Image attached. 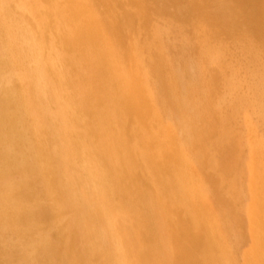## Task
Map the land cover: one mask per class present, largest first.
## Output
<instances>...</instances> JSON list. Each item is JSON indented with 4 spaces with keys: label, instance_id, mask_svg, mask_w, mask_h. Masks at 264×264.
Segmentation results:
<instances>
[{
    "label": "bare ground",
    "instance_id": "bare-ground-1",
    "mask_svg": "<svg viewBox=\"0 0 264 264\" xmlns=\"http://www.w3.org/2000/svg\"><path fill=\"white\" fill-rule=\"evenodd\" d=\"M42 1L36 8L27 0H0V264H133L129 255L134 253L143 257L137 264H219L224 257L220 218L209 207L206 192L202 195L191 167L176 158L181 154L178 142L167 137L153 114L155 91L139 73L143 60L138 51H144L159 84L156 95L171 85L169 58L158 52L163 49L162 32L152 27L150 32L142 15L147 10L155 17L164 10L154 2L147 8L98 0L103 6L116 5L104 9L109 17L101 20L90 10L99 2L75 0L77 12L87 11L86 23L68 9L72 0ZM156 1L172 5V17L186 23L207 54L211 38L223 36L236 48L251 35L260 37L256 46L264 53V25L245 14L247 9L263 21L264 0ZM125 28L133 31L132 37ZM131 40L133 49L127 52ZM166 41L170 52L179 55L170 61L191 57L183 73L188 87L205 79L206 72H199L206 66L201 54L184 55V46ZM216 67L206 76L211 82L222 77ZM178 70L174 73H181ZM256 82L248 86H260L264 94V84ZM243 88L239 83L230 93L250 103L251 97L257 98L255 90ZM191 90L193 100L186 109L177 107L180 99L171 92L159 97L161 112L175 128L187 131L189 152L211 181L245 173L247 167L239 165L242 133H220L209 114L208 99L215 89L208 87L203 94L198 87ZM254 106L264 121L263 104L256 101ZM216 187L211 188L213 199L224 206L238 233L240 215L233 207L237 198L219 195ZM251 197L254 207L260 205L249 214L257 235L255 248L264 251V202L259 201L262 195ZM172 205L189 212L177 208L174 213ZM170 244L182 250L173 259ZM234 246L236 251L244 247ZM243 259L244 264H264L254 256Z\"/></svg>",
    "mask_w": 264,
    "mask_h": 264
},
{
    "label": "rangeland",
    "instance_id": "rangeland-1",
    "mask_svg": "<svg viewBox=\"0 0 264 264\" xmlns=\"http://www.w3.org/2000/svg\"><path fill=\"white\" fill-rule=\"evenodd\" d=\"M60 1H62V0H60ZM72 1H73V3L69 1L70 5H68V9H70L72 11L74 16L76 15L77 21L79 18V14H81L84 21L87 23V21H86L87 11H83L81 13L77 12L76 11L77 10L76 9L77 3L75 0H72ZM85 1H87V3H89L90 1L91 2H97V3L99 2L100 5H97L98 8L96 7L94 9H90V10H92V13L101 20L105 19L106 17H109L108 15H106V11H104V9H106L108 7H110V9H113V8H115L114 6H116L114 3H107V4H105V6H103V4L98 0H85ZM124 1H127L129 3V5L131 4L135 7H137L138 5L140 6L142 4V5H144V7L147 6V8L150 7L149 6L150 2L151 3L154 2V3H157L164 10L163 13H160V14L156 13L155 17L153 15V13L152 14H151V12L148 13L147 10H145V12H142L143 14L142 13L141 14L144 17V21L149 23L150 32H151V27L154 30H156L157 32H159V31L162 32L163 37H162L161 41L163 43V49L162 48L159 49L158 52L162 56L166 57L167 59L169 58L168 59L169 60L168 61V68L166 70L168 71V69L170 68V70L172 71V73L170 72V74H171V78H170L171 83L170 84L171 85H170V87H166V86L161 87L165 92L164 91L162 92L163 95H159V96L156 95L157 94L156 92L159 89V84H156V82L154 80L155 77H153V70H150V64H147V63H149L150 55H149V53L147 54L144 51L142 53L143 55L138 51V54H140V59L143 60L142 61L143 63L140 64V66H138L139 67V73L141 76L146 75L147 79H143L140 76L141 81L148 88H150L152 90V92L155 91L153 93H154L155 97H157L155 99L158 101V103L156 105L157 106L159 105V106L158 107H155L156 105L151 106L152 112L154 111L153 114L154 115L156 114L155 117L157 118V120L160 121V124L163 126V129L166 130L167 137L168 138L171 137L172 139H175L178 142V148L180 149L181 154H180V156L178 155V157H176V158L178 160H180L179 162H182L183 164H185L186 167H188V166L191 167L192 172H193V176L196 177V181H197L198 185L200 186L201 192L203 193L202 195H205V192H206L205 196L211 199V200H209V202H210L209 207L213 210L214 214H216V217H217L216 219L219 220V218H220V222L222 224L221 223L219 224L220 232L218 231L219 232L218 237H219L220 241L223 239L222 240L223 247H221V251H222V255H224V257L222 258L220 263L221 264H244L243 263L244 262V259H243L244 255L249 257V258H251V256H254V259L256 261H262V259H264V257H263L264 251H262L261 249L259 251L257 248H255L256 245H258L257 240L255 241V239L257 238V235H255L256 233H254V228H253L254 224L250 221V217H249V214H250V212H252V210L253 211H257L258 209L260 210L259 204H256L254 207L255 203L252 200V197H251L252 194L262 195V197H259V201L264 202V179H260L258 177V175L264 176V135L262 133L264 121H261V118H259V116H257L258 109H256V107L254 106V103L256 101L257 102L259 101L263 104V107H264V94H262L260 86L257 87V85H256V87H253L252 89H250V87L248 86V84H252V83L254 85L256 81L257 82L260 81L261 84H264V53H262L259 50V45L256 46L257 42L260 43V37L259 36L257 37L255 35H251L248 38V36H247L245 39H243V42H240V43H238V45H235V46H237L235 48L233 45L230 46V43H227L228 42L227 39L224 38L223 36H216L215 38H211V39L206 41V47L208 49V54H207L204 50L201 49L200 43L194 41L195 39H194L193 32L190 33L189 30H187L188 27L186 26V23L180 21L179 19L172 17L174 14L173 8H172V5L170 6L169 3L164 2L165 3L164 4L161 0H160L161 2H157L156 0H154V1L153 0H147V1L146 0H124ZM41 2H43V1L42 0H27V3H31V6H35L36 8L39 5V3H41ZM245 14H246V17L250 16L255 21H259L264 25V20L262 21L255 14L252 15L251 13L247 12V9H246ZM99 16H101V17H99ZM170 18L172 19L171 22L168 21V19H170ZM31 19H33V17ZM167 22H169V23H167ZM125 30L128 32V34H126V35H129L131 37L133 36L132 35L133 31L130 28H128V29L125 28ZM140 31L142 32L141 35H144L145 31L140 30V29L134 30V32L136 34H138V32H140ZM178 35H180V36H178ZM219 37H221V38H219ZM167 39H168V43L170 45H171V43H174L176 45L184 46V49L185 48L186 49L185 50L183 49L181 51V53L184 55L185 54L187 55L188 53L190 56H193V53L195 55L201 54V57L203 58V64H205L206 66H205V68L200 67L199 72L200 71L206 72L205 73V79L202 78L203 79L202 80L199 78L201 81H195L198 86L194 85V83H195L194 82L192 85V88L198 87V89L200 90V93H202V94L204 93L205 89L208 87L215 89L216 93L213 92L212 96L210 98L203 95L204 98L206 99L205 101H208L211 99V102H210L211 105L208 104L209 105V108H208L209 114L213 118V120L216 122L217 129L220 133L223 132L222 130H227V129L235 130L236 132L239 133V135L242 133L243 137L240 136V138H242V140L245 142V145L242 146L243 148H242L241 160H240L239 165H241L242 167L243 166L247 167V170L245 173H241V172L237 171L236 173H233V174H227L223 178H221V177L217 178V176H216V180L211 181V179L208 178V175L206 173H204L205 171L204 170L202 171L199 168L198 161L189 152V145L190 144H188L184 139V134L187 131L186 130L183 131L182 128L181 129L175 128L170 123V121L168 120L166 114L164 112H161L162 108L160 107L161 106L160 103L162 101H161V98H159V97H165L166 98L167 95L170 96V92L173 94V96L179 97L180 101H178V103H177V107L179 106V108H181L183 106L186 109L185 104L191 103L193 100V97L191 94L192 88H190V86L188 87V84L185 81L186 79L183 77V73H184L185 69L189 68V66L191 65V62H192L191 57L189 56L190 58L188 60H185V61H184V59L183 60L178 59L177 60L178 62L177 61H170V56L173 57L172 55H176V53L170 52L171 49L167 48L165 46L167 43V41H166ZM194 42L196 45L194 44ZM111 45H112V42H111ZM128 45H129V48H128V50H126L127 52L130 51L131 49H133L132 48L134 45L133 40H131V42ZM189 45H190V48L188 49ZM248 45H250V46H248ZM123 48H126V47H123ZM231 48H232V50H230ZM246 49L248 50V52H246L247 51ZM169 52H170V54H169ZM229 54H230V56H229ZM225 55L228 57H226ZM176 56H179V55H176ZM235 56H236V58H235ZM166 58H163V59H166ZM212 65L214 67L217 66L216 70L221 71V73H222V77L219 80H216V82H211L209 80V78H207L210 68L213 67ZM177 67L179 69L178 71L181 73H177V72L174 73V69L175 68L177 69ZM125 72L128 74H131L134 72L137 73L133 69L132 70L131 69L130 70L125 69ZM225 72H226V74H224ZM246 78H248V80H246ZM249 81H251L252 83H250ZM239 83H240V85L243 83L244 88L242 91H244V90L246 91V89L255 90L256 95H258L257 98L251 97V100H253V101L250 103L247 100H244V99L240 100L239 98H237V94H235L234 92L230 93L231 90L233 91V88L238 87ZM246 84H247V88H246ZM233 94L235 95V97L233 96ZM185 101H187V102H185ZM215 101H216V103H215ZM244 101L246 102L247 105L245 104ZM215 105H216V109H215ZM212 107H214V108H212ZM219 134L217 135L218 137H219ZM248 144H249V146L247 147L246 145H248ZM167 149L169 151H173L174 148L172 146H169ZM245 159H247L248 161ZM195 160H196V162H195ZM211 160H213V159H211ZM216 161H217V158H216ZM244 161H245V163H243ZM200 182H201V184H200ZM216 185H217L216 192L219 191L221 193L219 195H226V197H229L232 199L237 198L238 204L236 202H234L233 207L236 211L238 210L239 215H240L239 216L240 217L239 226L237 225L239 227L238 233L235 232L236 230L231 228V225L229 224L230 220H228L224 214V212H225L224 206L218 201L217 197H216V201L214 200L215 198L213 195L215 193L211 190V188L216 186ZM227 185H230L228 187L229 191L225 192V193L222 192V190H223L222 187L227 186ZM219 195H218V197H219ZM236 196H238V197H236ZM238 199H239V201L240 200L241 201L238 202ZM174 207H176L175 211H174ZM174 207L172 205V209H171L174 211V213L178 209L179 210L177 212H180V211H182V212L184 211V213L189 212L187 209H183L182 207H179V206H174ZM243 213H245V214H243ZM246 219L247 220L249 219V220L247 221ZM241 235H242L243 239L240 238ZM254 242H255V244H254ZM236 243H238L240 247L244 246L243 249H241L242 251H240V249L236 251V249L234 248L235 247L234 245ZM170 245H171L172 250L169 247V252L170 251L172 252V259H173L174 256H177L175 253L180 254V251H182V250L177 249L172 244H170ZM253 252H255V254ZM259 252H260V255H258ZM184 253H185V251H184ZM134 254L136 255V253H134ZM135 255H133V254L129 255V259L131 260V262L133 264H137L139 258H141L143 260V257H139V256H137V255L135 256ZM170 255H171V253H169L168 258L170 257ZM233 255H235V256H233ZM258 256L259 257L261 256L262 258L261 257L259 258Z\"/></svg>",
    "mask_w": 264,
    "mask_h": 264
}]
</instances>
